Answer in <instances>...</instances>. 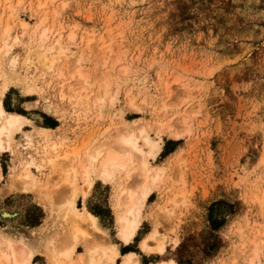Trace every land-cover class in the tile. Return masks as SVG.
I'll return each instance as SVG.
<instances>
[{
  "label": "rangeland",
  "instance_id": "rangeland-1",
  "mask_svg": "<svg viewBox=\"0 0 264 264\" xmlns=\"http://www.w3.org/2000/svg\"><path fill=\"white\" fill-rule=\"evenodd\" d=\"M45 17L39 29H50L48 43L61 34L69 50L52 70L26 69L35 27ZM7 26L12 48L0 64L11 85L3 101L33 123L16 134L11 150H0V234L31 240L35 264H52L50 249L66 244L64 204L72 187L61 169L68 164L43 160L35 127L51 128L52 140L65 141L59 153L115 146L119 134L139 136L144 128L163 145L156 159L148 157L163 172L135 241L119 240L115 202L120 186L139 190L144 182L138 153L128 182L124 173L114 184L95 177L76 206L97 215L108 241L122 253L137 252L143 264L163 258L264 264V0H0V45ZM16 56L13 69L9 61ZM139 145L148 151L142 138ZM32 158L36 183L22 184ZM77 184L82 189L83 180ZM219 201L215 217L225 222L215 229L210 207ZM155 227L165 237L164 255L140 249ZM83 249L80 240L75 257Z\"/></svg>",
  "mask_w": 264,
  "mask_h": 264
},
{
  "label": "bare ground",
  "instance_id": "bare-ground-1",
  "mask_svg": "<svg viewBox=\"0 0 264 264\" xmlns=\"http://www.w3.org/2000/svg\"><path fill=\"white\" fill-rule=\"evenodd\" d=\"M45 21L46 17L41 22L39 21V26L35 27L37 28V30H34L36 34L34 36L37 37L34 40L36 45L34 48H30L28 53H26V58L23 62L26 69L33 65L36 69L42 67L52 70L56 61L63 57L69 50L68 45L64 44L61 34L58 35L53 42L48 43L51 40L49 34L50 29L47 27L45 29L42 27V31L39 29ZM23 25L24 28L27 26L26 23H22V26ZM9 31L10 27L7 26L4 31V36L6 35V38L4 39L3 44L0 45V58L4 54L6 55L9 53L12 48V44L8 42L10 37ZM18 39V37H15L14 41H17ZM68 40H75L74 32L69 33ZM80 58L78 60H81ZM9 64L14 69L18 64L17 56L12 57ZM58 75H64L63 70H60ZM80 76L83 75L80 74ZM0 80H2V82H0V150L8 151L11 150L16 134L23 132L26 126L33 123V120L21 113L11 112L5 108L3 99L9 89L11 79L2 71L1 64ZM21 81L26 92L33 91V83L31 84L28 76H23ZM105 91L106 96L108 93L107 89H105ZM72 98L75 100L76 96H71V99ZM48 108L49 110H52L50 106H48ZM35 130L40 134L39 136L43 138V149L45 151V158L43 160L50 164H56L57 162L59 163V161L61 162V165L62 163H64L63 165L68 164L65 168L63 167L61 169V175L63 176L61 178L63 183L69 184V188L70 186L72 187V195L68 196L71 197L64 204L65 219H67L68 222V228L65 229L66 233L64 235V241L66 244L59 246H56L55 244L53 245V248L48 252V259L51 263L143 264L137 252L128 251L122 253L117 243L109 242L108 235L106 236V231L101 226L99 217L90 212L86 206H83L82 209L78 208L76 206V201L80 192L84 198L88 196L89 192L94 188L95 177L104 183L114 184L117 177L121 173H124L126 182H128L132 172L128 169L132 163L133 157H135L134 154L138 153L141 157L140 169L141 174L144 177V182L139 190L131 189L126 185L123 187L119 185V192L117 193L115 202L118 238L125 245L132 244L144 221L143 208L148 202L150 196L154 193L156 182L160 179L163 172L162 169H157L150 165V161L148 160V157L156 159L162 152L163 145L161 142L153 140L144 128H140L139 136L135 134V131L130 132L128 135L119 134L114 142L111 143L115 144V146L103 142L99 143L94 149H87L83 152L81 149L74 148L69 152L65 151L64 153H59V149L63 146L65 141L58 142V140H52L51 134L49 133L53 129L39 126L35 127ZM172 134L176 139L181 135L177 131ZM25 135L30 141L32 140V134L30 135L29 133H26ZM140 138H142L145 144L149 147L148 151H145L139 145ZM49 151H52L54 155L49 157L47 155ZM33 164H35V160L32 158L28 163V168H26L23 174L20 175L21 177L19 176L21 178L20 180L23 181H20L22 184L36 183V175L31 169H29L30 165ZM78 179L83 180L84 185L82 186V189H80L77 184ZM50 193L54 192L51 191ZM3 215L7 216L10 214L5 212ZM80 240H83L84 242V249L82 252L77 251V257H75L76 248ZM30 241L28 242L26 238L22 236L16 239L13 238V236L0 234V264H35L34 258L37 256V249L32 243H30ZM152 243L154 245H152ZM254 243L256 245L255 241ZM140 249L142 252L151 253L155 250L158 254H165L167 249L165 237L160 233L158 227H155L142 238L140 241ZM242 251L244 252V249H242ZM253 252L254 257H258V249L256 246L254 247ZM149 264H177V261L173 258H163L160 260L157 259ZM250 264H254V262L251 261Z\"/></svg>",
  "mask_w": 264,
  "mask_h": 264
},
{
  "label": "trees",
  "instance_id": "trees-1",
  "mask_svg": "<svg viewBox=\"0 0 264 264\" xmlns=\"http://www.w3.org/2000/svg\"><path fill=\"white\" fill-rule=\"evenodd\" d=\"M4 105H5V108L10 111V107L6 104V102ZM166 152L170 153V151H166ZM221 203L223 202L221 201L216 202L210 207V221H211L212 226L215 229H218L219 227H221L225 222V219L223 218V216L215 217V208H217V206H219Z\"/></svg>",
  "mask_w": 264,
  "mask_h": 264
}]
</instances>
